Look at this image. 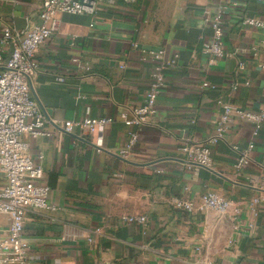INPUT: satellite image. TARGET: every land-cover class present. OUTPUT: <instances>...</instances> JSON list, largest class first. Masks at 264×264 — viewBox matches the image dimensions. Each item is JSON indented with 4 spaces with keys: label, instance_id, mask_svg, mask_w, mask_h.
<instances>
[{
    "label": "crops",
    "instance_id": "obj_1",
    "mask_svg": "<svg viewBox=\"0 0 264 264\" xmlns=\"http://www.w3.org/2000/svg\"><path fill=\"white\" fill-rule=\"evenodd\" d=\"M42 1L0 0V38L6 26L38 23ZM219 2L98 0L94 15H58L59 30L38 49L39 70L30 83L51 135L23 136L30 155L42 157L51 187L50 209L29 212L25 221L36 264H264V202L252 205L264 186V127L241 173L234 165L251 124L238 116L212 146V168H190L178 153L183 142L203 145L214 136L219 97L240 110L255 111L263 102L264 71L249 51L264 41V30L241 21L263 16L264 2L242 0L228 11L224 50L230 56L208 67L202 46L212 30L203 12ZM159 49L165 59L179 54L178 65L165 69L157 111L125 159L118 153L131 127L121 114L129 117L144 103L153 63L142 51ZM7 57L0 45V64ZM244 79L251 86L232 91ZM85 117L114 121L91 136L78 128L67 134L55 124ZM209 191L230 199L231 209L185 212L172 204L175 197L198 203ZM131 215H145L147 224L121 220ZM7 220L0 217L5 227Z\"/></svg>",
    "mask_w": 264,
    "mask_h": 264
},
{
    "label": "built area",
    "instance_id": "obj_2",
    "mask_svg": "<svg viewBox=\"0 0 264 264\" xmlns=\"http://www.w3.org/2000/svg\"><path fill=\"white\" fill-rule=\"evenodd\" d=\"M98 0L90 5L87 1L79 0H43L38 14V23L26 25L22 28L6 26L0 38L1 47L8 49L7 59L0 64V217H7V224L0 222V264H36L37 256L31 251V246L24 236L25 221L29 212L50 209L48 205L51 187L45 181V174L41 164L42 157L36 159L29 153V144L23 140L28 134L33 139L51 135L49 120L41 111L38 103L30 95V83L38 73L36 60L38 49L47 43L58 32L60 14L94 15L97 12ZM134 1V0H128ZM263 1L264 0H260ZM242 0H220L203 12L206 24L212 30L209 42L202 46V52L208 56V67L215 65V61L230 54L224 50L226 26L225 16L231 9L240 6ZM243 27L264 30V15L260 17H245L241 21ZM92 26V25H91ZM262 49V52L260 51ZM257 59L259 67L264 71V41L260 45L251 47L250 51ZM143 59L152 60L153 67L150 82L145 94L144 103L132 109L129 113L121 114V119L131 127L128 140L118 155L128 158L139 141L142 127L153 119L157 109L156 103L165 87V69L176 68L179 54H172L165 59V51L143 50ZM71 62L78 68H85L79 59ZM244 69V62L238 64V72ZM64 82V77H58ZM242 85L251 86L250 79L242 83L236 81L232 91ZM201 89L215 90L213 84L201 85ZM263 102L255 111L240 110L221 97L216 99L220 115L215 126L214 136L203 145L183 142L178 153L186 160L187 166L212 168V146L223 140L229 131L232 119L238 116L251 124V134L247 147L238 157L234 169L241 173L249 164L250 154L255 147L257 137L264 127V87L262 88ZM112 117H85L80 121H64L55 123L67 134H73L75 128L80 130L81 136H91L100 133L113 123ZM53 126V123H52ZM160 173L161 171H157ZM264 202V186L260 197L252 201V205ZM173 206L185 212L216 211L226 213L233 206V202L217 192H206L196 203L187 197H175ZM125 223H135L141 226L147 224L145 215L123 216Z\"/></svg>",
    "mask_w": 264,
    "mask_h": 264
},
{
    "label": "water",
    "instance_id": "obj_3",
    "mask_svg": "<svg viewBox=\"0 0 264 264\" xmlns=\"http://www.w3.org/2000/svg\"><path fill=\"white\" fill-rule=\"evenodd\" d=\"M81 3H84L85 2V0H79ZM87 1V5H90L91 3L90 2H92L93 0H86ZM196 166H199V167H203V166H200V165H196ZM203 168H205V167H203Z\"/></svg>",
    "mask_w": 264,
    "mask_h": 264
}]
</instances>
